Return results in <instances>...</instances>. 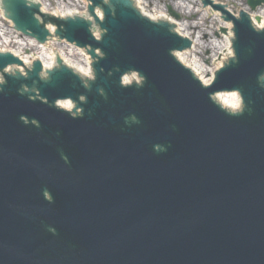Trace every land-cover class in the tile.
<instances>
[{
  "label": "water",
  "instance_id": "water-1",
  "mask_svg": "<svg viewBox=\"0 0 264 264\" xmlns=\"http://www.w3.org/2000/svg\"><path fill=\"white\" fill-rule=\"evenodd\" d=\"M87 1L91 13L103 3ZM110 1L115 15L104 8L106 35L97 42L85 22H61L27 0H1L23 36L44 44L50 23L68 43L105 56L94 65L90 92L65 68L42 82L39 63L26 81L6 78L0 91V264H264V77L258 80L264 32L254 31L246 17L235 21L229 5L201 0L222 24L232 26L233 19L237 38V64L205 89L200 75L177 58L196 46L188 41L189 50L174 51L189 45L176 36L188 40L177 24L169 23L172 30L150 23L125 1ZM262 3L247 1L252 11ZM135 9L145 16L142 6ZM231 38L234 43V28ZM227 57L226 50L218 64L236 63ZM17 58L0 54V71L21 65ZM21 60L13 75L29 67ZM132 71L145 78L143 87L120 86ZM131 75L124 83L139 81ZM34 81L46 102L20 93ZM219 90L240 91L245 113L221 109L240 111L237 92L216 94L221 108L213 103ZM80 96L88 101L81 119L52 106ZM59 107L70 111L73 104Z\"/></svg>",
  "mask_w": 264,
  "mask_h": 264
},
{
  "label": "bare ground",
  "instance_id": "bare-ground-1",
  "mask_svg": "<svg viewBox=\"0 0 264 264\" xmlns=\"http://www.w3.org/2000/svg\"><path fill=\"white\" fill-rule=\"evenodd\" d=\"M215 3H220L221 0H214ZM228 4H231L232 0H225ZM168 4H172L173 8L177 9L180 13V17L182 19V22L180 25H178L174 20L167 19L168 22L171 24H177L179 30L181 31V36L185 35L186 38L189 41L193 42V38L195 34H198L199 38L196 39L197 41L193 42L195 43V48L193 49V53H184L182 57H177L180 62L183 64L187 63L188 68L193 69L194 74L198 73L202 80L206 82V84L210 85L212 81L214 80L215 76L217 75L218 70L225 68V63H219V57L224 56L226 50L228 52L227 60L229 61V58L234 56V50L231 49L233 45L232 41V31L233 28L230 26V24H222L221 23V16H215V20H211L209 18H206L205 16H198L197 23L191 24L186 21V11L183 9V7L179 3L172 2V0H168ZM222 4V3H221ZM226 5V4H225ZM222 4V6H225ZM137 6L140 7V3ZM148 7L142 6V10L144 11L145 17L147 18H155L157 20L165 19L166 16L164 13H158L156 10H151L148 12L146 9ZM187 9V7H186ZM77 9L73 10H67L65 14H72L76 13ZM244 11L249 12L247 9H244ZM49 13L51 15L58 14V11H55L54 13L51 12L50 6L44 5L43 13ZM241 12V10H240ZM0 12V16H1ZM206 16H211L213 14V11H205ZM238 12H236L235 17L237 16ZM249 14L253 17L254 23L258 19L259 21L255 23V27L259 29L264 28V6L261 8H258L255 12H249ZM191 15V14H190ZM154 20V19H152ZM217 23V24H216ZM6 30L4 28L0 27V47L5 49L4 51L12 52L13 55L16 57H21L23 59V62L26 63L28 66L31 64L36 63L37 60H40L43 63V68L48 71L49 69H52L54 66V63L56 61V58L54 57L52 52H48L44 47H39L35 45L32 41L28 40H20L18 42H13L10 39L11 33L5 32ZM13 33V32H12ZM210 38H214L211 40ZM24 41V42H23ZM10 45L15 46L14 50L10 49ZM9 48V49H8ZM69 49L67 54L57 53L60 54V57L63 59L66 65H69L70 67L75 68L77 71H80V73H83L85 77L93 78L91 74V63L85 54H83L82 50H76L72 47H67ZM210 53V60L212 61L211 65L209 67H205L201 62L202 57L200 56L201 53ZM77 56V58L73 56ZM197 55H199L197 57ZM75 59H73V58ZM212 66V68H210Z\"/></svg>",
  "mask_w": 264,
  "mask_h": 264
},
{
  "label": "rangeland",
  "instance_id": "rangeland-1",
  "mask_svg": "<svg viewBox=\"0 0 264 264\" xmlns=\"http://www.w3.org/2000/svg\"><path fill=\"white\" fill-rule=\"evenodd\" d=\"M232 1L233 2L231 4H228L225 0H221L220 3H222L224 5L225 4L229 5V7L231 9V13L233 16H235L236 12L239 13L240 10H244V9H247L249 12H251V10L248 8V6H246L247 0H232ZM45 2L50 5V9L52 11H54V12L58 11V15L65 14V12L67 10H73V9H77V12L83 11V5L80 2V0H45ZM136 2H138V4L140 3L141 6L148 7V8H146L148 10V12H150L151 10H153V11L156 10L158 13H161V12L164 13V15L166 16V19L174 20L178 25H180L182 22V19L180 17V13L178 12L177 9L173 8L172 4L171 5L168 4V0H136ZM172 2L179 3L183 7V9H185L186 15L188 16L185 19L187 22H189L191 24L197 23V18L200 15L205 16L206 18H209L210 21L216 19L214 17L212 18L211 16H206V14H205L206 8L202 4L201 0H172ZM67 3H70L72 5H68ZM186 7H187V9H186ZM258 8H261V7H258ZM237 18L240 19V17H237ZM152 19L157 20L155 18H152ZM0 27L4 28L7 32L11 33L10 39H11L12 43H13V41H16L19 43L20 40L21 41L22 40H28L29 41V39H24V38L20 37L19 35H17L16 33H12L13 30H12L10 22L1 19V17H0ZM198 38H199L198 34H195L194 38L192 39L193 42L194 41L196 42L197 41L196 39H198ZM210 39L213 40L214 38H210ZM9 47L11 50H14L15 46L10 45ZM45 49L48 52L53 51L55 53L56 52L62 53V51H63V54H67L69 51V49L67 47L62 46V45H57V44L56 45L55 44H47V45H45ZM3 50H5V49L0 47V51H3ZM198 56L199 55H197V57ZM200 56L202 57L201 63L205 67L206 66L209 67L212 63V61L210 60V57H211L210 53L209 52H206V53L203 52V53H201ZM73 57L77 58L76 55ZM75 58H73V59H75ZM210 68H212V66ZM213 83H211L209 86H211Z\"/></svg>",
  "mask_w": 264,
  "mask_h": 264
}]
</instances>
